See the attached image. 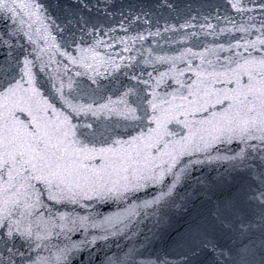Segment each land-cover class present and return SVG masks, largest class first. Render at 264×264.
<instances>
[{
    "label": "snow or ice",
    "instance_id": "1",
    "mask_svg": "<svg viewBox=\"0 0 264 264\" xmlns=\"http://www.w3.org/2000/svg\"><path fill=\"white\" fill-rule=\"evenodd\" d=\"M227 2L260 19L221 29L243 33L223 60L157 57L166 70L113 92L102 80L130 67L122 53L143 34L112 40L43 0H0V264H264V0ZM213 184L234 192L213 200ZM201 195L210 208L188 216ZM164 232L172 251L154 255Z\"/></svg>",
    "mask_w": 264,
    "mask_h": 264
},
{
    "label": "water",
    "instance_id": "2",
    "mask_svg": "<svg viewBox=\"0 0 264 264\" xmlns=\"http://www.w3.org/2000/svg\"><path fill=\"white\" fill-rule=\"evenodd\" d=\"M3 27V24H0V28H2Z\"/></svg>",
    "mask_w": 264,
    "mask_h": 264
}]
</instances>
